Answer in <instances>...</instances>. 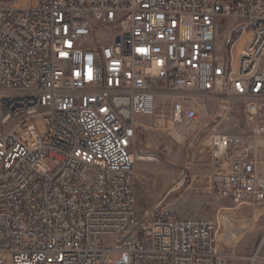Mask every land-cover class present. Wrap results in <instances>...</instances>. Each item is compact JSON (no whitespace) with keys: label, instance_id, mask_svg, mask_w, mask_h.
<instances>
[{"label":"built area","instance_id":"1","mask_svg":"<svg viewBox=\"0 0 264 264\" xmlns=\"http://www.w3.org/2000/svg\"><path fill=\"white\" fill-rule=\"evenodd\" d=\"M23 1L0 0V264H264L229 208L138 211L130 152L160 97L178 142L238 107L206 189L264 205V0Z\"/></svg>","mask_w":264,"mask_h":264},{"label":"rangeland","instance_id":"2","mask_svg":"<svg viewBox=\"0 0 264 264\" xmlns=\"http://www.w3.org/2000/svg\"><path fill=\"white\" fill-rule=\"evenodd\" d=\"M35 3L36 0H26L18 6L28 7ZM230 26L231 21L227 20L224 30ZM224 30L220 32L221 41ZM241 44L237 42L232 48L234 59ZM170 103L169 98L160 97L156 100L154 115L140 117L130 148L134 156L132 169L137 210L154 209L174 216L215 219L221 212L220 207L229 208L224 210L225 215L232 228L237 229L233 249L240 256H251L264 233V205L237 206L230 200L212 197L206 189L208 175L213 170L209 133L211 130L240 131L242 119L238 107H231L226 117L205 133H196L178 142L169 134ZM232 207L235 209L231 210ZM258 253L264 256V242Z\"/></svg>","mask_w":264,"mask_h":264},{"label":"bare ground","instance_id":"3","mask_svg":"<svg viewBox=\"0 0 264 264\" xmlns=\"http://www.w3.org/2000/svg\"><path fill=\"white\" fill-rule=\"evenodd\" d=\"M133 158H134V156L132 155V159H133ZM263 240H264V233H263V235H262V237H261V240H260V242H259V244H258V246H257V251L260 249L262 243L264 242Z\"/></svg>","mask_w":264,"mask_h":264}]
</instances>
